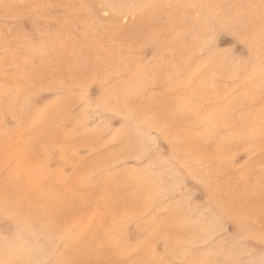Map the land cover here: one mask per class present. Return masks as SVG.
<instances>
[{"label":"rangeland","instance_id":"obj_1","mask_svg":"<svg viewBox=\"0 0 264 264\" xmlns=\"http://www.w3.org/2000/svg\"><path fill=\"white\" fill-rule=\"evenodd\" d=\"M264 0H0V264H261Z\"/></svg>","mask_w":264,"mask_h":264},{"label":"snow or ice","instance_id":"obj_2","mask_svg":"<svg viewBox=\"0 0 264 264\" xmlns=\"http://www.w3.org/2000/svg\"><path fill=\"white\" fill-rule=\"evenodd\" d=\"M237 264H240V262H237ZM261 264H264V260L261 261Z\"/></svg>","mask_w":264,"mask_h":264}]
</instances>
